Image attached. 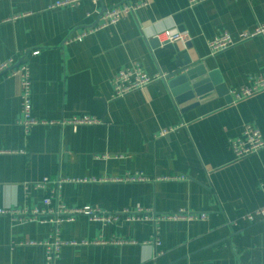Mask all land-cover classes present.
<instances>
[{
    "label": "crops",
    "instance_id": "crops-1",
    "mask_svg": "<svg viewBox=\"0 0 264 264\" xmlns=\"http://www.w3.org/2000/svg\"><path fill=\"white\" fill-rule=\"evenodd\" d=\"M54 1L0 0V61L28 66L31 115L44 122L24 129L18 79L0 75V207L45 208L53 184L36 183L47 177L71 180L50 206L207 214L159 221L157 247L150 242L151 219L103 223L77 215L58 227L60 238L73 242L60 248L59 264H264V217L246 219L264 204V148L235 159L230 147L245 125L264 136V91L237 103L216 95L182 108L167 79L118 98H111L110 83L133 63L150 75H167L188 56L228 91L246 85L264 75V36L214 55L207 41L264 22V0H149L69 43L67 37L96 23L102 4L84 0L49 9ZM167 28L187 31L190 43L156 45L151 36ZM80 116L99 123L60 124ZM135 173L146 180H125ZM173 175L184 179L169 180ZM51 232L49 223L0 216V264H44V247L28 242L45 241ZM156 250L162 254L154 258Z\"/></svg>",
    "mask_w": 264,
    "mask_h": 264
},
{
    "label": "built area",
    "instance_id": "built-area-1",
    "mask_svg": "<svg viewBox=\"0 0 264 264\" xmlns=\"http://www.w3.org/2000/svg\"><path fill=\"white\" fill-rule=\"evenodd\" d=\"M81 1L84 0H56L48 5L49 9L57 7H74L77 6ZM93 5L102 4L99 11V17L95 24L86 27L69 37H67L66 42L81 41L88 34H91L97 30L103 29L105 27L116 24L122 18L129 14L134 13L137 9L147 7L149 5V0H125L118 4L105 5V0H88ZM203 0H189L190 4H194ZM255 36H264V22L254 25L250 29H245L239 31L236 35H232L227 31L218 33L211 39L207 41V47L210 55H214L218 52L224 51L227 48L235 45L236 43L242 42L244 40L250 39ZM155 39L159 46L170 43H180L183 47H186L190 41L191 36L187 31H181L176 28H167L155 33L151 36ZM0 75H6L10 77H15L18 79L20 85V102H21V119L19 123L27 129L33 125L44 123L43 121H38L31 115V90H30V78H29V68L25 63H16L12 58H8L4 61H0ZM166 74L156 73L153 75L148 74L141 67L139 63H133L129 67H125L117 71L111 78V98H118L128 95L134 91H140L147 87L148 84L157 79H165ZM264 91V75H255L250 77V81L238 89L229 91L232 98V103H237L246 98L252 97L260 92ZM99 123V120L95 117L90 116H80L72 117L67 120H63L60 124H69L73 128L82 124H95ZM166 131H162L160 134L164 135ZM231 150L234 154L235 159H240L250 154L257 153L259 150L264 148V136L254 127L250 125H245L243 127L240 137L234 138L230 143ZM169 180H179L184 179L183 175H173L168 177ZM126 181L135 180H146V178L138 173L129 174L125 177ZM70 179L58 178L54 181H50L47 177H44L40 182L36 183L38 187H44L47 184L52 183L53 187L50 188L48 194L43 198V204L45 208H5L0 207V216H6L12 222H17L24 224L27 222L37 221L40 223H49L52 226L51 235L45 241L35 242L29 241L28 244L42 245L45 249V263L44 264H59V251L63 245L73 244V242H68L60 238L59 236V226L64 222L73 221L74 217L77 215H84L90 221H99L103 223H114L118 221L120 217L125 220H148L151 219L153 223V230L151 234L150 242L155 246H159L160 241V231L158 223L163 219H206V213H194L178 211L176 213L168 214H153L149 215L147 210L137 209L134 211H129L128 209H123L119 212H108L99 209L96 206L84 205L79 207H66L62 203H55V205L50 206L51 198L57 193V189L66 182H70ZM260 186L264 195V182L260 183ZM264 217V204L248 213L246 219L248 221H254L258 218ZM84 244L88 242H83ZM161 250H156L154 253V258L161 255Z\"/></svg>",
    "mask_w": 264,
    "mask_h": 264
},
{
    "label": "water",
    "instance_id": "water-1",
    "mask_svg": "<svg viewBox=\"0 0 264 264\" xmlns=\"http://www.w3.org/2000/svg\"><path fill=\"white\" fill-rule=\"evenodd\" d=\"M177 68L167 74L165 79L176 103L183 106L182 108L193 107L197 102H205L216 95L224 96L228 103H232L229 91L213 80L212 73L206 70L204 63L193 64L188 56H184L177 63Z\"/></svg>",
    "mask_w": 264,
    "mask_h": 264
}]
</instances>
